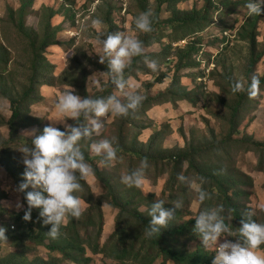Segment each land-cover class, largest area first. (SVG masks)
<instances>
[{"label": "trees", "instance_id": "obj_1", "mask_svg": "<svg viewBox=\"0 0 264 264\" xmlns=\"http://www.w3.org/2000/svg\"><path fill=\"white\" fill-rule=\"evenodd\" d=\"M34 1L21 0V5L17 10L18 14H14L12 9L9 10L6 19L0 20V81L8 87H4L2 90L0 88V96L8 102L10 112L9 115H6L0 111V167L6 171L7 184L11 186L10 188L17 195V198L20 196L23 206L21 212L12 215L14 223L3 226L6 229L5 235L7 239L11 240L15 246L23 245L27 241L43 245L50 252L60 253L74 264H90L92 260L91 257L85 255L86 248L91 249L94 254L105 253L107 255L109 252L107 256L114 261V264H129L135 258H141L147 264H152L158 256L163 258L161 264H166L168 261H172L173 264H212L215 254L210 252L209 249H205L201 243H198L193 251H188L185 247L180 246L179 239L182 235H188V239H200L194 231L195 217L205 208L223 205L225 223L229 225L234 234L238 232L244 214L249 209H253L250 206V197L253 194L252 179L234 164V156L236 157L238 151H252L256 155L257 160L255 168L260 172H264V140H256L250 133L240 135L239 129L240 110L245 108L247 103L252 102L254 98H249L247 92L233 93L232 86L236 80L228 73L226 75L229 81L227 93L230 97H226L225 91L214 93L215 95L211 96V99L219 106H222L224 111L211 112L208 110L223 126L219 133H216L213 127H208L209 133L207 136L193 137L185 146L172 148L164 147V131L160 129H157L147 141L141 140L139 136L133 138L132 135L135 127H140L143 130L151 127L140 125L137 118L140 113L146 112V110L155 105L165 102L177 105L176 103L181 100H189L194 106L198 107L201 101L199 96L200 88H190L186 84L185 71L201 67L199 60L195 57L201 47L199 41H190L186 46H176V48H173L172 44L189 37L192 33H196L199 30L202 31L204 29L202 23L208 20L207 13L202 15L197 9L192 11L179 9L177 7L178 0H155L158 10L152 17L153 31L145 33L140 37V40L143 42L145 55L149 60H155L158 65L169 63L171 67L168 68L171 70L173 67L172 63H174L175 73L169 86L154 92V87L167 79L169 70L153 72L146 66L144 56L133 58L131 67L125 69V78L129 81L131 77L138 76L140 72L156 74L154 80L147 82V88L151 92L146 90L144 94L142 92L139 93L145 96L146 99L134 115L128 118L115 116L114 120L107 124V128L104 125L100 136L94 135L92 140L80 141V148L84 154L85 161L91 165L97 181L100 184L102 183L101 185L106 190L101 197L97 196L87 177L80 181L83 190L76 193V195L89 206L83 215L93 214L99 220L96 238L93 240L89 239L84 244L79 232L78 219L69 217L68 224L61 228L62 234L57 239H52L48 235L47 232L50 230L51 225L42 223V219L39 217L40 209L33 208L31 210V220L25 221L23 216L28 209L25 192L32 189L29 187L25 192L17 191L19 184L24 180L23 172L25 170V166L22 163L23 154L18 148H22L25 145L31 146V141L34 138L26 137L21 132L36 126L37 133L35 135L43 133V128L46 126L44 121L42 122L38 117L32 115L31 112L33 110L32 107L44 99L40 89L41 86H55L57 84L56 77L51 76L49 73L55 68V64L48 59L46 51L50 46L61 43L57 39V33L62 31V28L60 25L54 26L51 21L59 13L53 9H46L48 20L40 29H34L27 25L25 21L26 15L33 6ZM215 1L205 0L207 5L205 12H208L213 4L217 5L218 7L214 8H218L221 12L231 13L234 11L230 0H217V3ZM141 2L146 1L141 0ZM242 2L245 6L249 3L247 0ZM165 4L169 5L172 15L161 22L160 13L162 6ZM74 6L71 2L64 1L62 3L64 12L70 13L69 18L76 20L78 11L75 10ZM139 6L142 12L149 10L148 6H144L141 3ZM108 20L112 23L111 18L108 17ZM263 20L264 14L247 16L239 31L236 32L241 39L247 41L249 46L246 88L254 75L260 79V87L264 85V72L262 74L254 72V68L264 55V48L263 50H258L260 44L258 29L259 24ZM158 23L162 26L173 27L174 38L170 44H164L160 52L150 53L147 48L162 41V36L158 35L157 27H155ZM7 27H11L12 30L9 31ZM181 31H184V34H181ZM219 39L220 44H224L221 48L223 49L228 43L232 42L233 38L228 39V42L226 41V36H221ZM173 50L175 51L173 52ZM161 56H163L162 59H160ZM168 59L171 62H167ZM78 62L81 64L79 60ZM106 64L105 62L102 69L108 74L107 82L110 83L109 87L102 91L90 93L86 86L83 85L82 90L75 93L82 98L86 96L106 98L109 95H117L115 92L116 87L110 82L109 69ZM208 64H210L209 60ZM22 70V76L27 75L24 78L27 83L24 89L15 92L13 91L14 88H10L5 81L8 80V77L12 78L16 72ZM211 70L215 72L214 68ZM195 87H197V84ZM208 106V102L203 105L204 108ZM81 122H84L83 118H81ZM71 124H75V121L72 120ZM2 128H8L7 135L2 134ZM59 129L62 130L63 128ZM108 131L109 134L106 135L105 133ZM192 134L194 135L195 131ZM103 138H115V146L117 147L118 157H120L119 160L114 161L116 165L113 162V166L106 167L101 162V158L96 157L91 152L90 145L92 141ZM145 157L148 159L149 167L145 172L144 180L150 179L157 183L162 174H168L165 181L167 186L165 187L164 184L161 192L163 194L166 191L167 196L160 197L155 193H147L145 195L143 189L127 187L121 182V176L137 169ZM186 162L187 168L183 169V165ZM124 163H126V166ZM122 168H125L124 173L121 172ZM181 173L196 181L197 184H199V178L203 177L206 181L203 184V188L212 194V198L206 200L203 204L199 202L197 214H193L192 210H190V205L193 201H191L192 198L190 199L189 195L192 190L188 188L181 193L186 187L178 180V174ZM177 188L180 189V193L183 195L185 206L187 204L189 206L190 218L180 223L171 221L167 228L161 229L160 234L151 238L146 235H144L146 237L137 236L134 238L133 232L119 222L124 213H129L146 229L151 219L148 215V209H150L152 201L155 198L163 199L166 201V208H174L171 200L177 197ZM13 193L11 194L12 197H14ZM10 198V193L3 190L0 191V212L4 215L10 213L8 207L4 205L6 204L5 202L13 200ZM149 200L150 204L147 203ZM103 204H108L112 208L118 209L119 214L117 215L116 230L111 234L109 240L101 245L99 238L103 230ZM139 205L144 207L147 205L146 211H141ZM179 215H181V211L176 210L175 216ZM253 219L259 223H264V211L257 209ZM35 225H37V229H34ZM12 226H15V228L12 229ZM65 231L68 235H63ZM141 237H144L143 241H139ZM224 238L233 241L238 239L237 236ZM137 246H139V249H136ZM148 250H153L155 256L150 255ZM258 250L264 253V245ZM23 259L21 254H13L6 259L0 260V264H57L55 261H46L43 258H36L30 262H25Z\"/></svg>", "mask_w": 264, "mask_h": 264}, {"label": "rangeland", "instance_id": "obj_2", "mask_svg": "<svg viewBox=\"0 0 264 264\" xmlns=\"http://www.w3.org/2000/svg\"><path fill=\"white\" fill-rule=\"evenodd\" d=\"M64 1L71 2L75 5L74 8L78 11V17H76V20L73 18L70 19V13L64 12L62 9V3ZM145 1L146 2H141V0L34 1L33 6L28 10L26 15L25 21L27 25L34 29H40L41 26H44L48 20V12L46 9L51 8L59 13V15L54 17L51 21L54 26L60 25L62 31L57 33V39L61 43L50 46L46 51L48 59L55 64V68H53L52 71H49V73L51 76L56 77L57 84L55 86H41L40 89L44 99L32 107V115L38 117L42 122L44 121L45 124H43L46 126L53 125L64 129V123L71 124V118H65L64 122L54 121L51 119H58L61 116L55 107V100L61 96L65 90L73 88L75 92H78L81 91L83 85H85L90 93H94L109 87L110 83L107 82L109 78L108 74L104 71V69H102L104 64L99 62V55L103 54L99 33L101 31L105 34L108 32L116 33L121 31L140 39V37L145 33L136 29L134 23L135 17L142 13L139 4L141 3L144 6H148V9H151L153 12V16L158 10V5L155 0ZM242 1L244 0H230L234 11L226 13L221 12L218 8L215 9L214 7L218 6L214 4L208 12H205L207 6L205 0H178L177 7L179 9L188 11L197 9L199 13H202V15L207 13L206 15L208 17V20L202 23L204 27L202 31L199 30L196 33H192L189 37L176 41L172 44L173 48H176V46L184 47L190 41H199V45L201 46L200 51L195 57L199 60L201 67L198 69L186 70L185 82L190 88H200L199 96L201 101L198 107L194 106L189 100H181L176 103L177 105H174L171 102H165L149 108L146 112L144 111L140 113L137 120L140 125L151 127L144 130L140 127L133 128V138L139 136L141 140L147 141L157 129H160L164 131V147H183L193 137L198 138L199 136H207L209 133L208 127H213L216 133H219V131L223 129L220 121L216 119L208 110L211 112L224 111L222 106H219L211 99V96H214V93H221L225 91L226 97H230L227 93L229 81L226 75L228 73L231 74L236 81H242L246 85L249 46L247 41L241 39L236 33L239 31L241 25L245 22L248 16V10ZM247 1L249 2V0ZM215 2L217 3V0ZM20 5L21 0H0V20L8 17L9 10L13 9V13L18 14L17 10ZM171 15L172 11L169 5H163L160 13L161 22L170 18ZM108 17L111 18L112 23L109 20L107 21ZM95 21H99V23H94ZM155 27H157L156 30L158 31V35L162 36V41L148 47L147 50L150 53L160 52L163 45L170 44L171 40L174 38L173 27L166 25L162 26L159 23L156 24ZM7 29H9V31L12 30L11 27H7ZM181 34H184V31H181ZM221 36H226L227 42L228 39L233 38L231 40L232 42L228 43V45H226L223 49L221 48L224 44H220L219 39ZM258 40L260 41L258 50H263L264 20L259 24ZM174 51L175 50H173V52ZM162 58L163 56H161L160 59ZM78 60L81 64H79ZM208 60L210 64H208ZM167 62L171 61L168 59ZM216 63L218 64L217 66ZM173 64L174 63H172V70L168 68L171 67L169 63L158 65L157 71L160 72L168 69L169 76L164 82L158 83L154 87V92L165 89L170 85L172 76L176 69ZM213 68L215 69V72H212L211 69ZM254 72L258 74H262L264 72V55L254 68ZM22 75L23 70L16 72L12 78L8 77V80L5 82L10 88H14L13 91L19 92L24 89L27 83V80H24L27 75ZM155 75L156 74L140 72L138 76L131 77L128 82L130 85L134 86V89L132 90L138 91L139 93L142 92L144 94L146 90L147 92H151V90L147 88V82L149 80H154L156 78ZM196 84L197 87H195ZM4 87H7V85L0 81L1 90ZM115 92L123 99L122 93H120L117 88ZM252 100V102L250 101L247 103L245 108L240 110V135L243 133H250L256 140H264V85L260 87L259 94ZM206 102H208L209 106L204 108L203 105ZM0 111L6 115L10 114L9 104L1 96ZM114 118L115 116L113 115L108 117L105 121L106 128L107 124H110ZM33 130H35L34 134ZM193 131H195L194 135L192 134ZM1 132L3 135H7L8 128H2ZM21 133L26 137H34L37 133V127L34 126L27 130H23ZM105 134H109V131ZM234 158V164L243 172L248 174V176L252 179L253 194L250 197V206L257 210L259 209V206L264 205V172H260L255 168L257 160L256 155L252 151H238L236 153V157L234 156ZM114 165H116V163ZM124 165L126 166V163H124ZM186 168L187 162L183 165V169ZM124 170L125 168H122L121 172L124 173ZM167 175L168 174L166 173L162 174L160 179L157 180V183L150 179L144 180V192L155 193L160 197H164L167 192L164 191L163 194L161 192L164 184L165 187L167 186L165 183ZM87 180L93 187L94 192L100 194L97 196L101 197L103 193L105 194L106 190L103 188L104 186L101 185L102 183L100 184L97 181L93 173L87 176ZM197 185L199 186V184ZM10 187L11 186L7 184L6 171L0 167V191H7L10 193V199H13L9 202H5L6 204H4L8 207L10 213L8 212V215H4L0 212V226L2 227L4 225H11L14 223L12 215L23 210L20 196L17 198V195L12 192ZM188 188L189 187L186 186L181 193ZM11 192L14 197H12ZM16 193L18 192L16 191ZM177 193V197L171 200V202L182 201L183 207L181 209H177L181 211V215L177 217L175 216V220H173L180 223L190 218L191 214L189 206L188 204L185 206L183 195L180 193V189L178 188ZM189 198H192L191 201H193L190 205V210H192L193 214H197L199 210V201L196 191L192 190ZM156 199L157 198H155L154 201ZM81 201L83 208L86 210L89 207L88 204L83 199H81ZM147 203L150 204V200ZM18 205L21 206L18 207ZM147 205L146 207L139 205L140 210L146 211ZM102 213L103 230L99 238L101 245L107 242L111 237V234L116 230V223L118 222L117 215L119 214V210L112 208L111 205L103 204ZM91 218L92 222L90 223ZM119 222L133 232L134 238L145 235V227L138 223L137 220L129 213H124L121 219H119ZM67 224L68 219L66 221V225ZM78 224L80 227L79 232L84 244H86L89 239L93 240L96 238L99 226L97 216L95 217L93 214H84L78 219ZM34 229H37V225L34 226ZM11 231L13 230L11 229ZM63 235L68 234L65 231L63 232ZM144 237H141L139 241H141ZM187 237L188 235L180 236L179 242L180 246L185 247L188 251H193L198 243L202 244L201 239L193 240L192 238L188 239L189 237ZM224 239V237H221L220 242H223ZM136 249H139V246H137ZM106 251L108 252V250ZM209 251L215 254V251H212L211 249H209ZM259 252L260 254H264L261 251ZM149 253L150 255L155 256V252L153 250H150ZM13 254H21L22 259L24 258L23 261L25 262H30L36 258H43L46 261H55L57 264H74L64 258L60 253L50 252L43 245L27 241L23 245L21 244L20 246H15L9 239L6 241H0V260L6 259ZM85 255L91 257L92 261L90 264H114V261L107 256L109 255V252L107 255H105V253L94 254L91 252V249L86 248ZM162 261V256H158L152 264H161ZM129 264H147V262L143 261L141 258H135L130 261ZM166 264L173 263L172 261H168Z\"/></svg>", "mask_w": 264, "mask_h": 264}, {"label": "clouds", "instance_id": "obj_3", "mask_svg": "<svg viewBox=\"0 0 264 264\" xmlns=\"http://www.w3.org/2000/svg\"><path fill=\"white\" fill-rule=\"evenodd\" d=\"M246 7L249 17L264 14V0H249ZM152 17L151 9L140 13L134 20L136 29L143 33L152 32ZM99 35L103 49L99 62L107 63L110 82L122 93L123 99L117 95L82 98L73 88L65 90L55 100V107L61 116L51 120L64 122L65 118H71L75 124L64 123L63 131L53 125L45 126L42 134L34 135L31 146L18 148L23 154L25 170L24 180L17 191L25 192L29 187L32 189L25 192L28 209L23 219L30 221L31 210L40 209L42 223L51 225L47 233L52 239L60 237L61 228L66 226L69 217L79 219L85 211L76 193L83 190L80 181L94 170L85 161L80 141L92 140L94 135L100 136L110 115L121 118L134 115L146 99L138 91L132 90L134 86L125 78V69L131 67L133 58L144 56L146 66L153 72L158 70V63L146 57L143 42L137 37L121 31L106 34L101 31ZM232 92H247L249 98H255L260 92V79L254 75L247 88L242 81H236ZM81 118L84 122H81ZM115 143V138L93 140L90 149L106 167H110L120 159ZM148 167V159L145 157L137 169L121 176V182L127 187L143 189ZM178 180L196 191L201 204L212 198V194L203 188L206 183L203 177L199 178V186L183 173L178 174ZM165 204V200L157 198L148 209L151 219L145 229L147 237L160 234L161 229L167 228L175 220V211L183 207L182 201L173 202L174 208H166ZM259 210L264 211V205L259 206ZM224 211V206L219 205L205 208L195 217L194 231L200 237L203 247L215 251L212 264H264V254L257 251L264 245V223L253 219L257 210L249 209L244 214L235 234L225 223ZM5 232L6 229L0 226V240H7ZM227 236H237L238 239L233 241L225 238L220 242L221 237Z\"/></svg>", "mask_w": 264, "mask_h": 264}, {"label": "built area", "instance_id": "obj_4", "mask_svg": "<svg viewBox=\"0 0 264 264\" xmlns=\"http://www.w3.org/2000/svg\"><path fill=\"white\" fill-rule=\"evenodd\" d=\"M77 17H78V16H77ZM11 228H12V229H14V228H15V226H12Z\"/></svg>", "mask_w": 264, "mask_h": 264}]
</instances>
